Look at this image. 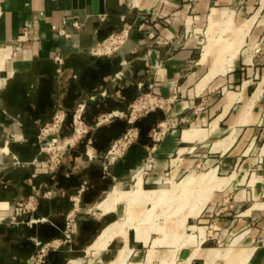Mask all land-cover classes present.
Listing matches in <instances>:
<instances>
[{"label":"crops","instance_id":"crops-1","mask_svg":"<svg viewBox=\"0 0 264 264\" xmlns=\"http://www.w3.org/2000/svg\"><path fill=\"white\" fill-rule=\"evenodd\" d=\"M97 9L93 0H0V216L35 196L34 217L46 218L0 221V264H264V0H99ZM23 29L36 35L19 42ZM122 29L117 52L91 54ZM149 92L166 111L148 112L136 140L102 158L130 128V102ZM80 106L94 156L83 139L56 171L39 172L41 128L59 117L69 134ZM138 176L139 196L168 200L112 199ZM164 176L170 189H155ZM180 191L185 201H171ZM115 222L125 233L103 242ZM36 241L49 244L40 262Z\"/></svg>","mask_w":264,"mask_h":264},{"label":"built area","instance_id":"built-area-1","mask_svg":"<svg viewBox=\"0 0 264 264\" xmlns=\"http://www.w3.org/2000/svg\"><path fill=\"white\" fill-rule=\"evenodd\" d=\"M72 25L75 28H80L81 24L78 22H73ZM36 35V31L31 29H23L18 37L19 42L26 41ZM128 37V30L122 29L118 32L110 33L104 40L98 42L92 49L91 54L93 56L98 55H107L117 52L125 43ZM54 61L58 64L62 63V57L59 54L54 56ZM141 98H144L148 102H142ZM139 103L142 108H152L153 101L156 100V97L152 95V93H147L143 97H141ZM163 99H158L159 107L162 108ZM82 109V106L72 114L71 121L73 125V134L71 138H65L61 135L60 129L62 126V118L56 117L54 120L45 124L38 135V143L40 152L44 155L43 160L35 161L34 165H37V170L42 173H49L56 171L62 165V158L65 155V152L69 147L75 145V141L80 138L82 135H87L89 130L83 124L81 113L79 112ZM135 110V105L130 114V118L128 119L130 122L133 118ZM102 119H106V116H103ZM99 124H95L98 126ZM135 134H132L130 131L124 133L122 138L115 141L114 145L110 150H108L104 154V158L108 160H114L116 157L120 156V154L132 144V138ZM134 141V140H133ZM87 155L91 156V153L87 151ZM85 182L81 184L79 188V194L84 192L85 190ZM72 209L66 214L64 227L62 229V242L64 244H70L73 240L75 231H76V215L78 213L79 200L75 199L73 201ZM38 208V199L35 196H28L22 200H19L13 206V211L8 216H0V221H7L12 225H19L22 223L25 224H33L38 222L46 221V218H35L34 213ZM36 244L39 246V251L35 257L32 258V261H41L43 256L46 254L49 244L41 245V242L36 241ZM54 246L51 245L50 248Z\"/></svg>","mask_w":264,"mask_h":264},{"label":"rangeland","instance_id":"rangeland-1","mask_svg":"<svg viewBox=\"0 0 264 264\" xmlns=\"http://www.w3.org/2000/svg\"><path fill=\"white\" fill-rule=\"evenodd\" d=\"M151 93V92H150ZM153 96H155L156 97V100H154L153 101V107L150 109V108H147L148 109V111L146 110V108H142L141 110H139V111H136L135 113H134V115H133V118H132V120H131V122L129 123V125H130V128L127 130V131H130L132 134H135V136L132 138V141L131 142H133V140H136V138H137V134H138V128H137V122L139 121V120H141L142 118H144V116H146V114H148V112H164V111H166V105L169 103V102H167L166 101V99H163V98H161L160 96H158V95H154V94H152ZM141 97H143V96H141ZM141 97H138V98H135V99H133L131 102H130V106L128 107V110H127V112L123 115V118H126L127 120L130 118V114L129 113H131V111H132V109H133V106L136 104V103H139V100H140V98ZM142 100V102H148L147 100H145L144 98H141ZM158 99H163L164 101V103L161 105L162 106V108H160L159 107V102H158ZM156 124V123H155ZM157 124H158V122H157ZM165 124H169V123H165ZM72 125V124H71ZM86 126V125H85ZM87 127V129L90 131V128L88 127V126H86ZM88 131V132H89ZM126 131V132H127ZM60 132H61V135L63 136V137H65V138H71L72 137V134H73V125H72V131L69 133V134H63V124H62V126H61V129H60ZM125 132V133H126ZM160 132V130L159 129H156V133H159ZM124 135V134H123ZM122 135V136H123ZM86 136L87 135H82L80 138H78L75 142H78V141H80V140H83V139H85L86 138ZM122 136H120V137H118V138H116V139H114L110 144H109V147L107 148V150H106V152L108 151V150H110L111 148H112V146L114 145V143H115V141H117V140H119L120 138H122ZM87 141H88V143H87ZM84 142H85V144L87 145V148H86V152L87 151H89L90 152V150H91V147L93 148V141H91L90 142V140L87 138V139H85L84 140ZM75 145H72V147H69L68 149H67V151L65 152V155H64V157L62 158V163L64 162V158L66 157V155H67V153L68 152H70L69 150H70V148H73ZM105 152V153H106ZM91 153V152H90ZM91 156L93 157L94 156V153H91ZM102 158H104V155L102 156ZM105 159V158H104ZM106 160H108V159H106ZM149 164V162H147L146 163V167H147V165ZM141 169V168H140ZM143 170H144V168H143ZM142 171V170H141ZM168 178V176H164V181H162L160 184H158L157 186H156V188L155 189H164V190H167V189H170V185L171 184H167L166 183V179ZM175 183H178V181H175ZM133 184H134V179L133 180H131L130 182H128L127 184H126V186L124 187V190L125 191H129V190H131L132 189V187H133ZM173 185H176V184H173ZM195 192H193L192 193V200H198L197 198H198V196H199V187H197V188H195ZM178 191V190H177ZM174 195H172L171 194V198H170V200L171 201H174V202H179V203H182L183 201H185V199H184V196H183V194H182V192L180 191V193L178 194V192L175 194V193H173ZM193 197H194V199H193ZM137 200H147V201H150V200H148L147 198H145V197H142V196H138L134 201H137ZM161 200H163V202H165V201H167L168 200V198H166L165 196L163 197V198H159V200L158 201H161ZM188 200V199H187ZM133 202V201H132ZM123 204L125 205V203L123 202ZM136 211V210H135ZM135 213V212H134Z\"/></svg>","mask_w":264,"mask_h":264},{"label":"bare ground","instance_id":"bare-ground-1","mask_svg":"<svg viewBox=\"0 0 264 264\" xmlns=\"http://www.w3.org/2000/svg\"><path fill=\"white\" fill-rule=\"evenodd\" d=\"M140 109H142V106L140 104H135V110L139 111ZM141 190H140V177L138 176V180L136 182V186H135V189L132 191V192H128V193H125V194H119V193H113L112 194V199L114 200H117L119 199L121 196H124L126 198V200L128 202H132L134 201L141 193ZM122 193V192H121ZM160 198V195L157 194V195H153L152 193H148L147 194V199L148 200H156V199H159ZM147 201V200H146ZM125 227H124V224L122 222H115V223H112L111 225H109L102 233L101 235V239L103 242H106L109 238H111L114 234H117V233H125ZM94 251V249H93ZM74 264V263H72Z\"/></svg>","mask_w":264,"mask_h":264},{"label":"water","instance_id":"water-1","mask_svg":"<svg viewBox=\"0 0 264 264\" xmlns=\"http://www.w3.org/2000/svg\"><path fill=\"white\" fill-rule=\"evenodd\" d=\"M99 0H93V4H94V13L98 14L99 10L97 9V5H98Z\"/></svg>","mask_w":264,"mask_h":264}]
</instances>
